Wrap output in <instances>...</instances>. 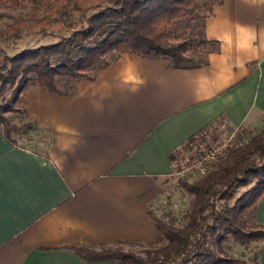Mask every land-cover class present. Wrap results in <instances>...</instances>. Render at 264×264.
I'll list each match as a JSON object with an SVG mask.
<instances>
[{"label": "crops", "instance_id": "0c3cea01", "mask_svg": "<svg viewBox=\"0 0 264 264\" xmlns=\"http://www.w3.org/2000/svg\"><path fill=\"white\" fill-rule=\"evenodd\" d=\"M204 34L218 50L199 68L126 53L73 94L26 88L47 142L12 145L0 128V264H83L69 247L164 242L149 211L174 151L212 124L264 122V0H224ZM253 220L264 227V197ZM255 245L248 264H264Z\"/></svg>", "mask_w": 264, "mask_h": 264}, {"label": "trees", "instance_id": "16d2710c", "mask_svg": "<svg viewBox=\"0 0 264 264\" xmlns=\"http://www.w3.org/2000/svg\"><path fill=\"white\" fill-rule=\"evenodd\" d=\"M224 0H0L10 8L31 5L36 43L4 54L0 65V128L10 144L32 142L41 131L22 104L28 86L57 94H73L81 80L119 56L167 59L169 66L193 69L208 64L218 41L207 39L204 24L214 6ZM20 21L8 25L17 31ZM48 41H43L44 39ZM17 114L26 121L12 123ZM192 139V137H191ZM42 142L43 150L47 138ZM172 157V155H171ZM189 203L181 215L174 209L157 215L149 211L163 236L161 245L138 252L120 245L69 247L83 264H248L230 253L233 244L264 240V227L254 223V208L264 197V122L249 132L238 147L226 154L203 176L178 178ZM248 188L236 195L240 188ZM234 199V200H233ZM233 200V201H232ZM232 201V202H231Z\"/></svg>", "mask_w": 264, "mask_h": 264}, {"label": "rangeland", "instance_id": "374dc122", "mask_svg": "<svg viewBox=\"0 0 264 264\" xmlns=\"http://www.w3.org/2000/svg\"><path fill=\"white\" fill-rule=\"evenodd\" d=\"M41 14V12H34L31 9V5L22 4L20 7L10 8L6 3H0V65L3 63L4 54L12 55L19 48L29 47L36 43L37 35H35L33 32H35L38 28L35 26L34 16H40ZM18 21H20V23L22 24V27L19 30H7L8 25H12ZM48 39L49 38L44 39L43 41H48ZM7 115L9 117H12L11 121L13 124H19L26 121V119H22L21 117L17 116V114ZM261 124L262 123H258L257 125L253 126L239 127L238 133L240 137H246L249 132L254 131L258 127H260ZM218 129H220L219 132H217ZM233 129L234 128L228 126L220 128L219 124H212L201 132L193 135L192 139L190 138L189 140H187V142L196 138L216 142V140L220 139V136L228 135ZM40 138L41 140L45 139L46 134L42 131H37L35 134H33L32 142L22 139L18 140V142L21 144L23 143V145L28 148L40 151L42 147V142L38 141V139ZM186 143L181 145L179 148L184 146ZM226 151L224 152L225 154ZM177 181L178 179L170 176V173L160 178V186L162 188V191L159 198L153 202L152 206H150L151 211H154L157 215H159L162 211L174 209L178 215H181L184 210H186L190 196L178 186ZM247 188L248 186L240 188L236 195H239ZM120 246L124 250L134 252H138L145 247V245ZM256 252L257 248L255 242H252L248 245L233 244L230 249V253L234 257H238L246 261H250V259L253 258Z\"/></svg>", "mask_w": 264, "mask_h": 264}, {"label": "built area", "instance_id": "2783aa9c", "mask_svg": "<svg viewBox=\"0 0 264 264\" xmlns=\"http://www.w3.org/2000/svg\"><path fill=\"white\" fill-rule=\"evenodd\" d=\"M224 126L220 124V128ZM232 128L228 135L220 136L216 142L196 138L175 150L171 158L170 176L192 181L205 175L229 147H237L244 142L245 137H240L238 133L239 127Z\"/></svg>", "mask_w": 264, "mask_h": 264}]
</instances>
